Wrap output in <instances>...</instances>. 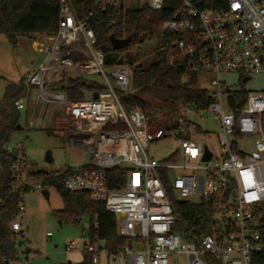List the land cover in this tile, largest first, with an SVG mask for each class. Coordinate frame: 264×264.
I'll list each match as a JSON object with an SVG mask.
<instances>
[{"label": "built area", "instance_id": "2783aa9c", "mask_svg": "<svg viewBox=\"0 0 264 264\" xmlns=\"http://www.w3.org/2000/svg\"><path fill=\"white\" fill-rule=\"evenodd\" d=\"M59 7L55 34L35 43L43 55L37 69L26 76L27 93L14 102L24 112L23 130L53 127L72 137L75 149H87L89 161L82 168H69L64 189L87 194L115 217L117 236L126 241L120 256L130 264H171L181 255L185 264H253L264 256V90L246 92L228 88L222 74H238L241 84L264 74V0H223L220 10H199L196 0H176L179 7L161 25V32L177 37L170 44L168 64L182 67V77H195L213 102L203 110L177 103L173 113L151 115L139 109L126 110L118 93L131 87L132 69L105 67L102 50L88 27L93 16L78 19L73 0H54ZM94 6H113L116 13L132 0H83ZM160 11L164 0H142ZM98 77L105 89L70 100L50 87L64 77ZM207 118L218 126L217 150L199 141L205 133L197 119ZM177 141L171 154L161 160L149 154L150 145ZM243 140H251L245 152ZM211 153L202 161L204 149ZM197 161L195 167L189 166ZM29 162L22 145L16 146L9 189L20 202L10 223L11 233L22 235L19 219L25 214V196L45 190L27 171ZM127 169L121 189H111L107 172ZM2 169L0 167V175ZM202 174H198V173ZM164 173V174H162ZM167 177L178 200L199 201L206 210L207 233L193 229L185 239L173 229L178 218L163 184ZM1 201V200H0ZM1 223V218H0ZM97 229V222H93ZM84 242L92 264L101 252L94 246L96 235ZM46 238L51 237L46 233ZM76 246L71 242L65 251ZM258 263V262H257ZM11 264H26L20 259ZM258 264H264L259 262Z\"/></svg>", "mask_w": 264, "mask_h": 264}, {"label": "trees", "instance_id": "16d2710c", "mask_svg": "<svg viewBox=\"0 0 264 264\" xmlns=\"http://www.w3.org/2000/svg\"><path fill=\"white\" fill-rule=\"evenodd\" d=\"M73 10L78 19H85L93 11L88 27L96 37V46L102 50L105 67L122 65L132 69L131 92L118 93L122 106L131 111L139 109L145 114L163 111L166 116L173 113L175 104L186 103L197 110L207 108L212 102L209 93L196 84L195 77L182 80V67H171L168 59L170 44L177 37L161 32V25L168 20L179 7L176 0H164L160 11H152L148 5L116 13L113 6H94L89 1L73 0ZM199 10H220L223 0H196ZM59 7L54 0H0V35L15 44L18 36L36 35L48 37L55 34L58 26ZM124 39L132 35L128 46L122 50H113L110 36ZM157 41L153 61L144 64L139 56L132 54L136 47L150 41ZM63 93L70 100L82 99L85 95L105 89L98 77H64L50 87ZM27 93L23 85L6 89L4 104H0V264H11L19 259L16 251V236L10 231V223L16 216L20 197L9 189L11 165L16 150L6 149L12 135L21 128V116L14 108V102ZM20 127V128H19ZM48 134L54 131L45 129ZM68 172L61 174H30L33 179L42 180L44 189H55L62 201L63 209L58 213L59 223L78 224L82 218L89 222V237L96 235V243L101 242L108 255H118L126 244L116 233L115 217L108 213L102 204L94 203L84 193H70L64 189ZM127 169L114 168L107 172L111 189H121L127 178ZM164 174V173H162ZM163 184L168 193L178 221L173 231L188 239L193 229L196 234L207 233L206 210L196 200H178L174 195L167 177ZM264 209V207H263ZM97 222V229L93 228ZM264 224V217L261 219ZM264 231V229H263ZM264 263V256L255 257L253 264ZM79 264H92L91 256L84 254ZM209 264H219L210 260Z\"/></svg>", "mask_w": 264, "mask_h": 264}, {"label": "rangeland", "instance_id": "374dc122", "mask_svg": "<svg viewBox=\"0 0 264 264\" xmlns=\"http://www.w3.org/2000/svg\"><path fill=\"white\" fill-rule=\"evenodd\" d=\"M142 0L126 1L125 7H140ZM36 35L18 36L15 44H11L5 36L0 35V104H4L6 89L20 86L28 74L33 73L43 59V55L36 52L35 43L41 42ZM157 41L146 42L132 50V54L139 56L144 64L153 61L154 50ZM221 80L225 81L228 88L243 89L246 92H260L264 90V74L250 77L247 83L239 82L238 74H222ZM128 92H131L130 88ZM21 124L24 123V112H19ZM197 125L205 135L199 141L205 142L210 149L217 150L218 126L207 118L197 119ZM58 122H53L55 127ZM53 127L40 128L37 125L14 133L6 145L10 152L16 150L17 145H22L25 156L29 162L27 171L29 174H61L66 167L73 169L82 168L89 161L87 149H75L72 145V137H67L64 132H57ZM45 129L54 131L48 134ZM242 148L249 152L252 147L251 140H243ZM177 141H162L150 145L149 154L158 159L168 157L176 148ZM47 153L52 157V163H46L44 158ZM197 161H192L189 166L195 167ZM202 174V173H198ZM35 182L42 180L34 179ZM48 199L40 192L27 193L25 196V214L19 219L23 234L16 238V251L21 261L26 264H78L84 255V242L91 243L83 232L88 233L89 222L87 218L75 225L66 222L60 224L57 217L63 209L60 196L55 189H45ZM51 237L46 239L45 234ZM71 242H75V248L66 252L65 248ZM101 242L94 243L97 249ZM97 264H130L124 258L100 256ZM171 264H185L181 255L171 257Z\"/></svg>", "mask_w": 264, "mask_h": 264}, {"label": "water", "instance_id": "95a60500", "mask_svg": "<svg viewBox=\"0 0 264 264\" xmlns=\"http://www.w3.org/2000/svg\"><path fill=\"white\" fill-rule=\"evenodd\" d=\"M132 39V35L124 38V39H116L113 35L110 36L109 40H110V44L113 50H122L124 48H126L128 46V44L130 43ZM182 83L185 84L186 80H182ZM91 97L93 99L97 98V93H93L91 95ZM20 128V127H19ZM211 158V153L208 151L207 148L204 149V155L202 158V161H209ZM46 163H52V157L50 155V153H47L45 158H44ZM70 167H67V169H69ZM45 199H48V192L46 190H42L40 193ZM67 264H71L70 262H68Z\"/></svg>", "mask_w": 264, "mask_h": 264}, {"label": "crops", "instance_id": "0c3cea01", "mask_svg": "<svg viewBox=\"0 0 264 264\" xmlns=\"http://www.w3.org/2000/svg\"><path fill=\"white\" fill-rule=\"evenodd\" d=\"M48 197H49V195H48ZM22 234H23V230H22ZM46 235V234H45ZM46 239H48V238H46ZM97 250H99L100 252H101V254H100V256H102V255H106L107 257H110L109 255H108V253H107V251L103 248V244L101 245V246H99L98 248H97ZM85 254V253H84ZM100 256H99V258H100ZM111 257H113V258H122L119 254L118 255H111ZM80 263V262H79ZM78 263V264H79ZM98 263V262H97ZM96 263V264H97Z\"/></svg>", "mask_w": 264, "mask_h": 264}, {"label": "flooded vegetation", "instance_id": "af4514ba", "mask_svg": "<svg viewBox=\"0 0 264 264\" xmlns=\"http://www.w3.org/2000/svg\"><path fill=\"white\" fill-rule=\"evenodd\" d=\"M66 171H67V167L64 169V171L62 173L66 172Z\"/></svg>", "mask_w": 264, "mask_h": 264}]
</instances>
